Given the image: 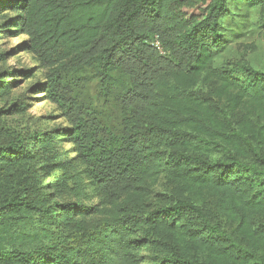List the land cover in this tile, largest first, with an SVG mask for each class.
I'll use <instances>...</instances> for the list:
<instances>
[{"label":"trees","instance_id":"1","mask_svg":"<svg viewBox=\"0 0 264 264\" xmlns=\"http://www.w3.org/2000/svg\"><path fill=\"white\" fill-rule=\"evenodd\" d=\"M6 12L68 126L17 130L5 117L23 103L0 109V264H264V71L214 67L264 31V0H0ZM87 69L119 128L63 85Z\"/></svg>","mask_w":264,"mask_h":264},{"label":"rangeland","instance_id":"2","mask_svg":"<svg viewBox=\"0 0 264 264\" xmlns=\"http://www.w3.org/2000/svg\"><path fill=\"white\" fill-rule=\"evenodd\" d=\"M13 16L11 12L0 15V73H5L9 81L16 82L6 101H0V109H6L17 100L23 103L24 109L20 114H8L5 122L17 130L65 128L68 124L62 113L46 98L44 90L41 91L48 70L25 48L27 37L20 33L7 34L1 28L4 19L14 18ZM257 31H253L254 34L249 33L239 42L228 45L225 51L215 54L214 67L221 68L227 63L245 58L251 67L264 71V31ZM26 70H29L31 76L24 79L21 72ZM80 74L77 79L68 77L63 83L73 90L76 107L80 110L88 107L95 109L106 127L119 128L121 116L117 102L113 97L108 99L102 96L99 81L91 70H84ZM57 149L68 159L75 157V149L67 140H62ZM163 183V179H159L154 187L153 197L163 192ZM38 184L45 190L48 184L47 175L40 173ZM97 202V199L93 198L86 203L92 205Z\"/></svg>","mask_w":264,"mask_h":264},{"label":"built area","instance_id":"3","mask_svg":"<svg viewBox=\"0 0 264 264\" xmlns=\"http://www.w3.org/2000/svg\"><path fill=\"white\" fill-rule=\"evenodd\" d=\"M155 46H158V44H157V43H155Z\"/></svg>","mask_w":264,"mask_h":264}]
</instances>
